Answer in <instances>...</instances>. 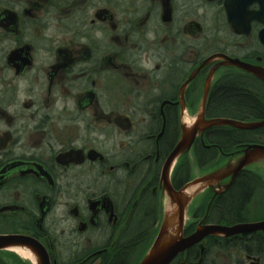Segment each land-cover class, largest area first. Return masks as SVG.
Wrapping results in <instances>:
<instances>
[{
    "label": "flooded vegetation",
    "instance_id": "flooded-vegetation-1",
    "mask_svg": "<svg viewBox=\"0 0 264 264\" xmlns=\"http://www.w3.org/2000/svg\"><path fill=\"white\" fill-rule=\"evenodd\" d=\"M234 61L264 70V0H0V264H139L171 203L161 172L185 116L264 119V80ZM224 130L177 157L175 191L191 161L209 173L264 146V128L226 129L221 146ZM250 165L188 212L194 195L184 237L264 221ZM169 264H264V231L204 236Z\"/></svg>",
    "mask_w": 264,
    "mask_h": 264
},
{
    "label": "water",
    "instance_id": "water-1",
    "mask_svg": "<svg viewBox=\"0 0 264 264\" xmlns=\"http://www.w3.org/2000/svg\"><path fill=\"white\" fill-rule=\"evenodd\" d=\"M234 63H237L244 67L245 69H248L249 71L253 72L254 74L258 75L260 78L264 80V70L257 69L253 67L252 65H246L241 64L239 61H234ZM200 121L202 123L201 126H198V122L195 123L194 127L190 128L187 132H185L184 135L180 138L179 142L171 152V154L168 156L166 162L164 163V166L162 168L161 177H162V183L164 186V189L166 190L168 197L171 200V203H173L177 208V220L176 223V229L179 230L180 234L178 237L173 239H167L162 240L163 236L168 233L166 216H164V220L162 221L159 232L152 244V247L150 250L145 254L143 259L139 262V264H169V262L180 252L184 251L185 249L189 248L190 246L200 242L204 236L212 235L221 233L222 235H233L236 233H245L253 230H263L264 231V221L259 223H252V224H237L233 226H221V225H204L200 228H198L192 235L184 237L182 235L183 233V223H184V208L187 205V199L184 198L183 190L189 185H186L182 190L175 191L170 183L169 179V172L170 169L177 159V155L184 151L185 149L189 148L192 144L196 134L198 131H203L207 128H211L214 126H230L233 128L238 129H257L264 127V121H257L254 123H245L242 121H238L235 119H229V118H212V119H204L203 114L202 117L200 115ZM256 149L261 150V152L257 156H264V146L263 147H256ZM247 150V149H246ZM247 152V151H246ZM244 154L243 158L238 160L233 169L226 171L228 168V165L226 168H221L219 170H215L211 173H208L206 175L201 176L199 179L194 180L190 184H198V183H209L206 187H213L214 183H217L222 178H225L229 176L230 173H233L232 178L238 173V171L242 168H244L247 164L254 161L256 157V153L253 154L246 153ZM260 155V156H259ZM257 157V158H258ZM203 188V189H204ZM10 237H5V240H9Z\"/></svg>",
    "mask_w": 264,
    "mask_h": 264
},
{
    "label": "bare ground",
    "instance_id": "bare-ground-1",
    "mask_svg": "<svg viewBox=\"0 0 264 264\" xmlns=\"http://www.w3.org/2000/svg\"><path fill=\"white\" fill-rule=\"evenodd\" d=\"M205 98V97H204ZM244 114H243V119L245 120V121H242V122H245V123H254L255 121H253L254 119H256V120H259V121H264V119L263 120H261L260 119V117L258 116V115H256V114H254V113H252V111L250 110V109H246L244 112H243ZM201 115V117H202V114H200ZM200 115H199V113L197 114V116H196V118H186V116H185V118L183 119V126H184V129H190L191 128V126H192V124H193V122L194 121H196V122H198V126L200 127L201 126V124H199V123H202L201 121H200ZM222 118V117H221ZM258 118V119H257ZM223 125H220V126H214V127H222ZM212 128V127H211ZM261 128H264V127H261ZM207 129H209V128H207ZM257 129H260V128H257ZM257 129H244L245 131H243V132H241V134H240V136L244 139V140H246V139H251V138H255L258 134H260V131H255V130H257ZM206 130V129H205ZM204 131V130H203ZM203 131H199L201 134L203 133ZM254 131V132H253ZM199 132H197V133H199ZM215 132H217L216 130L213 132V133H211L210 134V142L212 141V140H215L216 142L218 141L217 140V138H216V136H215ZM176 146V145H175ZM190 147H191V145H190ZM189 147V148H190ZM189 148H187V149H185V150H188ZM173 151V150H172ZM171 151V152H172ZM183 152V151H182ZM181 152V153H182ZM181 153H179L177 156L179 157L180 155H181ZM171 154V153H170ZM220 155V154H219ZM244 156V155H243ZM243 156H241L240 158H238L237 160H235V161H232L231 163H226L228 166H230L231 167V169H233L232 168V166L234 167V165H235V163L238 161V160H240V159H242L243 158ZM258 156H256L254 159H256ZM218 163V166L220 167V169L221 168H226V166L227 165H225V167L223 166V167H221L220 166V160H218L217 161ZM173 165H175V162L173 163ZM218 167V168H219ZM217 170H219V169H217ZM232 175H233V173H230V176H228V177H231L230 178V180L226 183V186H230V185H235L237 182H236V180H235V178H236V175L232 178ZM227 177V178H228ZM211 182H209V183H198V184H189V186L184 190V198H186L188 201H189V199H191L192 197H193V195H195L197 192H200L207 184H210ZM239 184V187L237 188V190H236V195L237 196H235V197H237L238 198V200H239V198L241 199V200H245L246 198L248 199V196L250 195V193H249V188H250V186H252L253 184H256V181H255V179H254V174L253 173H251L246 179H244L243 181H242V179H241V181L238 183ZM259 192V195L260 194H264L261 190H260V187H257V185L253 188V190H252V193L254 194V198L255 199H258V198H261V196H259L257 193ZM236 198V199H237ZM176 215H177V208H176V206L173 204V203H168V204H166V207H165V216H166V221H165V223L167 224V229H168V233L167 234H165L164 236H163V238H162V240H167V239H173V238H176V237H178L179 236V234H180V232H179V230H177L176 229V223L178 222V220H177V217H176ZM152 247V246H151ZM150 247V248H151ZM150 248L148 249V250H150ZM11 250L13 251V252H16L17 254H19V255H21V256H23V257H27V258H33V256L29 253L30 251L29 250H27V249H25V248H21V247H13V248H11ZM144 256V255H143ZM143 256H142V258H143ZM141 258V259H142ZM141 259H140V261H141Z\"/></svg>",
    "mask_w": 264,
    "mask_h": 264
},
{
    "label": "rangeland",
    "instance_id": "rangeland-1",
    "mask_svg": "<svg viewBox=\"0 0 264 264\" xmlns=\"http://www.w3.org/2000/svg\"><path fill=\"white\" fill-rule=\"evenodd\" d=\"M260 153H263V152H259L258 154H260ZM260 156V155H259ZM259 159H264V156L262 155V156H260V157H258V158H256L253 162H252V164L253 165H250V166H248V167H250V168H253V169H256V170H258V174L260 175V178H261V181H260V183L261 184H263L264 185V160H262V161H260L259 162ZM257 161V162H256ZM220 163L221 164H223V163H225V161L222 159V160H220ZM232 168H233V166H232ZM205 169H207L205 166L201 169V168H199V169H197L196 167H195V164L191 161V174H190V177L191 178H195L194 180H197V179H199L200 177H201V175L202 174H204V173H206L205 172ZM229 170H231V167L230 166H228V168H227V172L229 171ZM223 179V178H222ZM193 180V181H194ZM192 181V182H193ZM191 182V183H192ZM257 184V183H256ZM254 186V184L252 185V187ZM210 189V188H209ZM209 190H204L202 193H200V195H198L194 200H193V202L189 205V209H188V212L189 211H191L192 209H193V207H194V205L195 204H199L202 200H203V198L206 196V195H208L209 196ZM207 197V196H206ZM193 198V197H192ZM188 202H190V200L188 201ZM189 204V203H188ZM187 212V215H186V218L188 219V217H189V213Z\"/></svg>",
    "mask_w": 264,
    "mask_h": 264
},
{
    "label": "trees",
    "instance_id": "trees-1",
    "mask_svg": "<svg viewBox=\"0 0 264 264\" xmlns=\"http://www.w3.org/2000/svg\"><path fill=\"white\" fill-rule=\"evenodd\" d=\"M221 115H223L225 117H228V116H226V114H221ZM233 119H236V118H233ZM237 120H240V119H237ZM220 129H225L224 132H222L220 134V137H221L220 145L221 146H226V142H227L228 137H229L228 131L226 129H233V127H230V126H222V127H220ZM209 139H210V136H209ZM214 141L215 140H212V142H214ZM176 181H178V179H176Z\"/></svg>",
    "mask_w": 264,
    "mask_h": 264
}]
</instances>
